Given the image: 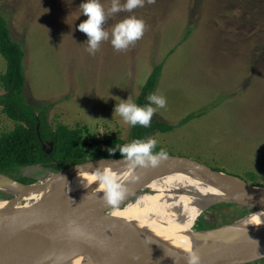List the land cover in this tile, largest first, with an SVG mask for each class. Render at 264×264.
I'll list each match as a JSON object with an SVG mask.
<instances>
[{
  "label": "rangeland",
  "instance_id": "obj_1",
  "mask_svg": "<svg viewBox=\"0 0 264 264\" xmlns=\"http://www.w3.org/2000/svg\"><path fill=\"white\" fill-rule=\"evenodd\" d=\"M82 2L0 0V14L25 54L24 96L28 103L52 104L48 112L52 127H84L80 148L101 149L107 138L128 139L131 126L114 112L118 97L134 101L141 89L138 80L144 83L152 67L164 60L158 86L163 83L167 104L154 115L174 129L147 139H157V146L170 156L186 157L248 184L264 186V0H155L131 13L115 14L104 25L111 32L116 23L134 15L146 25L141 39L122 51L115 50L110 40L103 41L95 55L86 51L87 36L77 28L87 19L81 15ZM100 2L106 9L111 5V0ZM5 67L0 56V74ZM189 115H193L190 121L178 125ZM13 128L14 122L0 111V134ZM54 173L29 166L0 175L39 186ZM149 185L126 193L119 206L127 199L135 201L138 193L154 195L158 188ZM0 201L12 210L26 200L15 204L0 191ZM86 205L65 218L66 232L80 226ZM211 208L197 214L188 225L192 226L188 234L212 224L211 216L219 215L221 209ZM243 210L246 215L253 213L239 208L237 215ZM90 212L93 217L94 210ZM0 226L13 229L5 219H0Z\"/></svg>",
  "mask_w": 264,
  "mask_h": 264
},
{
  "label": "bare ground",
  "instance_id": "obj_2",
  "mask_svg": "<svg viewBox=\"0 0 264 264\" xmlns=\"http://www.w3.org/2000/svg\"><path fill=\"white\" fill-rule=\"evenodd\" d=\"M103 166L111 167L121 175L127 170L109 162H102L86 171L75 168L54 173L36 188L49 191L68 181L80 179L76 187L56 199L44 195L41 199L32 201L27 196L13 194L0 178V191L14 196L15 204L26 200L23 206L16 205L12 210L6 209L0 201V218L12 223V234L40 235L76 245L94 264L187 262L185 257L175 261L165 258L159 250L160 243H154L155 241L148 240L131 249L115 243L122 239L129 240L133 235L156 236L165 243L169 252L177 249L195 251L200 259H204L227 253L216 248L240 245L251 233L264 226V213L255 211L238 219L232 226L211 230L207 234H188L186 229L198 212L205 206L217 204L221 199L220 190L225 191L227 188L218 190L212 179L204 177L191 166L164 170L157 166H137L133 173L136 179L122 181L125 188L131 189L132 183L151 173L155 177L152 188H158L154 195L141 194L135 201L127 203L121 209H115V212L104 220H84L83 225L66 232L63 223L68 214L87 202L104 200L96 182L90 181V176L96 168ZM92 189L94 191L90 195ZM232 196L242 200L249 198L245 186L238 180L232 184ZM9 231L6 227H0V235L8 234Z\"/></svg>",
  "mask_w": 264,
  "mask_h": 264
},
{
  "label": "trees",
  "instance_id": "obj_3",
  "mask_svg": "<svg viewBox=\"0 0 264 264\" xmlns=\"http://www.w3.org/2000/svg\"><path fill=\"white\" fill-rule=\"evenodd\" d=\"M24 55L21 45L12 39L7 22L0 14V56L6 64L5 72L0 74V87L3 89V94L0 95V111L14 122L13 130L0 134V172L21 167L40 166L57 173L88 162L106 158H121L119 151L109 156L108 149L130 143L135 139L147 140L149 135L156 132L166 133L174 129V126L153 115L150 127L131 126L127 140L110 137L103 141L101 149L80 148L82 135L86 128H69L61 124L52 127L48 123V112L52 104L36 102L35 105H31L28 103L24 96L26 82L23 67ZM160 73L161 66L152 71L134 100L135 103L140 106L149 103L146 98L154 93ZM192 118L193 115L187 116L178 125H183ZM160 149L161 147L157 146L154 151ZM250 179L253 180L254 176L251 175ZM209 206H212V211L215 207L221 211L219 215H214V218L211 216L212 224L204 225L200 228L203 230L231 224L248 213L247 210H243L237 215L239 208H246L235 204L221 203ZM191 227L189 226L186 231ZM235 246L238 245L222 246L216 249L229 252ZM256 262L264 264V258Z\"/></svg>",
  "mask_w": 264,
  "mask_h": 264
},
{
  "label": "water",
  "instance_id": "obj_4",
  "mask_svg": "<svg viewBox=\"0 0 264 264\" xmlns=\"http://www.w3.org/2000/svg\"><path fill=\"white\" fill-rule=\"evenodd\" d=\"M102 162H109L116 167L127 168L126 162L123 161L122 158H106L98 161L88 162L65 170L81 168L86 171ZM185 166H191L195 169V171L204 175V177L212 179L217 185L216 187L218 190L227 188V190L225 191L220 190L221 199L217 202V204L230 203L248 208L253 212L259 211L264 213V186L248 184L237 176L213 170L203 163L185 157L168 155L167 159L162 160L157 165V167L162 170L171 167L183 168ZM150 175L151 173L148 176L139 179L137 182L132 183V188L128 189L126 193L129 194L132 191H139L143 187L150 186L149 184H152L153 180L155 179L154 175ZM0 178L1 181L13 191V194L27 196L32 201L39 200L44 195L51 199H56L58 197L66 195L70 191V189L76 187L80 182V179L68 181L56 189L42 191L38 190L36 188L37 186L34 184L21 183L17 180L3 175H0ZM237 180L245 186L247 194L249 196L248 199L242 200L232 196V184ZM93 191V189L90 190V195H92ZM9 196L11 198L14 197L12 195ZM125 199L126 195L124 197V200ZM124 200H122L121 202H123ZM129 202H132V200L127 199L123 206H125ZM122 207H120L119 205L116 207L109 206L105 202V200L87 202L86 207H84V209L82 210L81 218L78 224L82 225V222L84 220H103L109 215V212L111 210ZM91 210H94L93 217H89L91 214ZM234 224L235 223L233 222L228 225L232 226ZM228 225L205 231H195L191 233L199 232L198 234H207L211 230H218ZM125 230L127 232L129 231L127 228H125ZM11 231L12 230H10L8 234L0 235V264H94L88 256L80 251V247L76 245L68 244L63 241L40 235H16L12 234ZM148 240L155 241L154 243H160L161 246L159 250L165 258L171 259L173 261L182 257H185L187 259L188 250L177 249L169 252L166 249L165 243L153 235H133L129 240L122 239L118 240L115 243L131 249V247L138 246ZM261 258H264V226L251 233L240 245L234 247L229 252L216 257L201 259V264H243ZM182 264H186V262Z\"/></svg>",
  "mask_w": 264,
  "mask_h": 264
},
{
  "label": "clouds",
  "instance_id": "obj_5",
  "mask_svg": "<svg viewBox=\"0 0 264 264\" xmlns=\"http://www.w3.org/2000/svg\"><path fill=\"white\" fill-rule=\"evenodd\" d=\"M146 3L154 4L155 0H111V5L107 9L100 0H83L80 4L81 15H85L87 19L79 23L77 28L87 36L86 51L90 55H95L101 42L109 40L115 50L122 51L141 39L146 25L143 19L134 15L116 23L111 32L105 30L104 25L111 16L120 12L131 13L134 9L144 7ZM146 99L149 103L144 106L129 98L120 100V103L115 105L114 112L130 126L150 127L153 115L158 109L166 107L167 100L164 95L155 93L149 94ZM157 143L155 138L135 139L130 143L108 149L109 156L119 151L127 167L123 175L108 166L97 167L90 176V181L96 182L99 193L103 194V199L109 206L116 207L124 199L127 189L122 181L129 178L135 180L136 176L133 173L137 166L155 167L167 159L168 153L165 149L154 151ZM186 264H201L200 256L195 251H188Z\"/></svg>",
  "mask_w": 264,
  "mask_h": 264
},
{
  "label": "crops",
  "instance_id": "obj_6",
  "mask_svg": "<svg viewBox=\"0 0 264 264\" xmlns=\"http://www.w3.org/2000/svg\"><path fill=\"white\" fill-rule=\"evenodd\" d=\"M164 39H165V38L163 37L162 40H164ZM165 64H166V63H165V61L163 60V61H161L159 64L154 65V66L152 67V69L147 73L148 76H147L146 80L148 79V77L150 76V74L152 73V71H153L156 67H158V66H161V72H163V71L165 70ZM163 65H164V66H163ZM133 72H134L133 75L136 76V74H137L136 71H133ZM147 74H146V75H147ZM146 75H145V76H146ZM145 76H144V77H145ZM138 77H139V76H138ZM160 77H161V73H160V76H159V78H158V82H157V84H156V87H155V91H154V93H155V94H158V95H159V94L164 95V94H165V91H164V89H163V83L161 84L160 87L158 86V83H159ZM132 79H133V78H132ZM134 80H135V79H134ZM146 80H145V82H146ZM138 82L140 83V86H139L140 88H142L143 85L145 84V82H144V83L141 82V78L138 80ZM157 86H158V90H157V92H156V88H157ZM140 90H141V89H140ZM140 90H139V92H138V95H139V93H140ZM115 93H116V92H115ZM138 95H137V96H138ZM117 96H118V95H117ZM119 98L121 99V97H118V99H119ZM120 99H119L118 103H120ZM103 104H107V103H103ZM115 105H116V104H115ZM167 106H168V105H167ZM182 106H183L184 108H188V107H186V105H182ZM107 107H108V104H107ZM114 107H115V106H114ZM178 108H179V107H178ZM180 108H182V107H180ZM101 109H102V108H101ZM108 109H109V107H108ZM188 109H192V108L190 107V108H188ZM110 110H112L111 107H110L109 111H110ZM184 110H185V109H184ZM189 116H190V115H189ZM185 118H186V117H185ZM185 118H184V119H185ZM181 121H182V120H180L179 123H180ZM165 123H167V122H165ZM167 124H168V123H167ZM169 125H171V124H169ZM88 129H89V128H88ZM89 131H90V129H89ZM90 132H91V131H90ZM89 139H90V136H89ZM89 139H88V141H89ZM91 139H93V138L91 137ZM91 143H93V142H91ZM93 144H94V143H93ZM185 158H186V157H185ZM221 172H223V171H221Z\"/></svg>",
  "mask_w": 264,
  "mask_h": 264
},
{
  "label": "flooded vegetation",
  "instance_id": "obj_7",
  "mask_svg": "<svg viewBox=\"0 0 264 264\" xmlns=\"http://www.w3.org/2000/svg\"><path fill=\"white\" fill-rule=\"evenodd\" d=\"M17 181H18V180H17ZM208 206H209V205H208ZM208 206L203 207V208L198 212V216L201 214L202 211H204L205 209H207ZM209 207H210V206H209ZM198 216H196V217L194 218V221H193V222H195V220L198 218Z\"/></svg>",
  "mask_w": 264,
  "mask_h": 264
}]
</instances>
